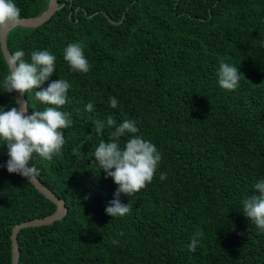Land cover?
Instances as JSON below:
<instances>
[{"label":"trees","instance_id":"1","mask_svg":"<svg viewBox=\"0 0 264 264\" xmlns=\"http://www.w3.org/2000/svg\"><path fill=\"white\" fill-rule=\"evenodd\" d=\"M50 0H14L21 18ZM37 27L7 33L12 55L48 50L55 73L24 94L28 114L45 105L35 92L64 79L72 124L52 161L35 157L42 183L65 201L66 215L18 233V264H264V232L243 214L242 201L264 179V0H58ZM80 43L90 70L73 72L64 49ZM223 60L240 70L234 90L218 83ZM8 61L0 41V109L18 107L3 88ZM116 97L117 108L109 105ZM92 103L93 110H86ZM19 108V107H18ZM134 121L161 161L151 183L119 199L130 211L106 214L118 185L93 156L114 128L97 120ZM132 134L120 138L121 147ZM74 150H76L74 154ZM0 140V264L12 263V231L57 205L6 168ZM166 179L161 180L160 174ZM123 235H120V233ZM203 232L195 252L192 236ZM117 244H113V240Z\"/></svg>","mask_w":264,"mask_h":264},{"label":"clouds","instance_id":"2","mask_svg":"<svg viewBox=\"0 0 264 264\" xmlns=\"http://www.w3.org/2000/svg\"><path fill=\"white\" fill-rule=\"evenodd\" d=\"M21 21V10L14 0H0V34L10 31ZM24 51H16L8 61V74L3 79L5 92H18L21 96L33 89L40 88L55 73L56 56L48 50H36L31 53L30 62L25 61ZM63 58L73 72L87 73L90 70L80 43L69 44L63 51ZM240 70L237 67L220 61L218 83L226 90H234L240 81ZM71 84L64 79L50 83L46 88L35 92V99L45 105L41 111H33L27 115L24 107H12L10 110L0 109V140L7 146L9 159L6 168L9 173L19 174L29 183L39 175L36 166L29 167L35 157L52 161L59 155L65 144L63 129L71 126V114L59 110L67 103V94ZM17 103H20L18 100ZM109 105L118 106L116 97H109ZM91 112L93 104L86 105ZM94 130L100 134L105 127L114 128L109 141L101 140L95 148L93 156L102 171L118 185L115 199L106 207V214L112 217H123L129 213L128 205L121 203V193L132 196L152 182L161 161V153L156 145L136 135L139 129L134 121L124 120L117 124L109 116L106 120L95 122ZM126 133L132 134L121 147L119 141ZM76 150H74L75 154ZM161 173L160 179L165 180ZM255 194L242 201L243 214L264 232V179L254 184ZM120 235H123L121 232ZM203 237V232H196L189 244V250L195 252ZM117 244V240L112 241Z\"/></svg>","mask_w":264,"mask_h":264},{"label":"water","instance_id":"3","mask_svg":"<svg viewBox=\"0 0 264 264\" xmlns=\"http://www.w3.org/2000/svg\"><path fill=\"white\" fill-rule=\"evenodd\" d=\"M59 2L58 0H50L48 9L41 15L36 17H29V18H21L19 25L27 26V27H37L42 23L48 21L52 15L59 9ZM7 31L6 33L0 34V41L2 50L4 52L5 58L9 61L12 57V53L9 50L8 43H7ZM17 101L19 100L18 107H24L27 109L28 114V103L25 98V95L21 96L20 93L16 92ZM42 194H44L48 199L53 201L57 205V210L52 215H49L44 218L33 219L30 221H25L22 223L17 224L12 231V263L18 264L19 261V247H18V233L22 228L26 227H33V226H41V225H48L56 220L62 219L67 213V207L65 201L63 199L58 198L55 193L49 189L44 183H42L37 177L31 182Z\"/></svg>","mask_w":264,"mask_h":264}]
</instances>
